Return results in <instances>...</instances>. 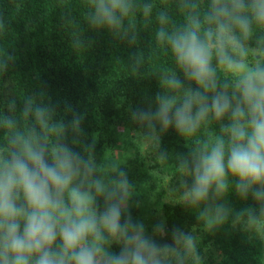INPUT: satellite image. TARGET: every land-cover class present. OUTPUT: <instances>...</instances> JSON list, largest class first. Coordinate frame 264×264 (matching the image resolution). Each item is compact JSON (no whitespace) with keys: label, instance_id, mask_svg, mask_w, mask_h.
I'll use <instances>...</instances> for the list:
<instances>
[{"label":"clouds","instance_id":"obj_1","mask_svg":"<svg viewBox=\"0 0 264 264\" xmlns=\"http://www.w3.org/2000/svg\"><path fill=\"white\" fill-rule=\"evenodd\" d=\"M175 9L179 22L153 0H88L86 19L131 45L138 17H154L153 39L170 61L156 69L158 90L129 109L137 138L160 161L170 159L164 133L191 140L175 155L170 197L195 211L203 232L230 225L264 241V0H176ZM141 62L134 53L133 68ZM15 108L10 100L0 111V264H207L194 227L133 216L126 170L113 161L102 174L92 145L65 139L83 135L72 104L57 123L53 106L27 96V129ZM230 195L245 206L231 207Z\"/></svg>","mask_w":264,"mask_h":264},{"label":"trees","instance_id":"obj_2","mask_svg":"<svg viewBox=\"0 0 264 264\" xmlns=\"http://www.w3.org/2000/svg\"><path fill=\"white\" fill-rule=\"evenodd\" d=\"M88 0H0V111L14 100V114L27 96L53 106L57 123L70 113L72 104L82 114L83 135L72 138L77 149L92 145L89 154L98 170L108 174L115 161L126 170L133 185L128 209L148 225L162 220L168 228L194 227L201 235L200 247L207 264H264V241L225 225L203 232L195 211L165 198V183H178L175 155L186 152L192 141L174 130L161 136L170 159L160 161L155 150L137 138V125L129 109L146 103L158 90L156 69L170 57L153 39L154 17H138V36L129 45L87 23ZM155 10L169 8L177 22L176 0H153ZM142 62L134 69L133 54ZM21 118L22 129L29 122ZM212 125L201 129L200 139L209 137ZM8 131L0 128V147L6 146ZM227 202L234 209L245 206L235 195Z\"/></svg>","mask_w":264,"mask_h":264},{"label":"rangeland","instance_id":"obj_3","mask_svg":"<svg viewBox=\"0 0 264 264\" xmlns=\"http://www.w3.org/2000/svg\"><path fill=\"white\" fill-rule=\"evenodd\" d=\"M146 148H147V149H150L151 146H146ZM165 187H166V191H167L166 194H165V198H166L167 200H170V201H176V199L171 198L170 195H169V190H170L173 186H170V185H168V183H165Z\"/></svg>","mask_w":264,"mask_h":264}]
</instances>
